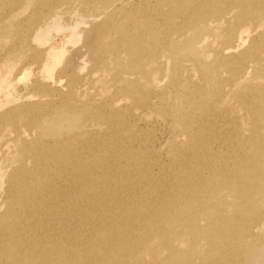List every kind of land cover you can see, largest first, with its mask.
<instances>
[{"label":"bare ground","instance_id":"6f19581e","mask_svg":"<svg viewBox=\"0 0 264 264\" xmlns=\"http://www.w3.org/2000/svg\"><path fill=\"white\" fill-rule=\"evenodd\" d=\"M0 43V148L13 142L19 155L0 169L5 203L15 205L0 213V264H256L264 245V0H0ZM178 44L197 52L165 84ZM145 86L156 91L150 98ZM128 91L147 111L128 105ZM156 107L157 118L182 129L188 152L173 153L169 176L129 155L130 180L110 162L90 175L89 186L106 182L120 200L138 196L91 220L95 228L110 219L101 245L86 230L57 234L36 211L25 213L27 198L43 192L40 170L62 169L64 155L72 160L82 148L113 145L125 155L130 117L148 120ZM78 120V131H63L64 121ZM134 210L142 212L128 216Z\"/></svg>","mask_w":264,"mask_h":264},{"label":"rangeland","instance_id":"374dc122","mask_svg":"<svg viewBox=\"0 0 264 264\" xmlns=\"http://www.w3.org/2000/svg\"><path fill=\"white\" fill-rule=\"evenodd\" d=\"M2 46L3 44L0 43V48ZM192 46V44L188 46H184L182 44L174 46L171 54H169L171 72L169 73V75L166 76L165 84H167V82L172 78L180 77L181 72L179 66H182L181 68H183L184 66L187 67L192 65L191 62L193 61L192 59H194L192 55L197 52V48ZM187 61L190 64H188ZM130 71L133 70L130 69ZM161 77L164 83L165 76L160 75L159 78ZM116 90L117 89L115 87H112L110 91L111 93L108 92V95L112 94L116 96ZM155 92L156 91H154L153 86H145L143 88L142 94H146L147 97L150 98L152 95L155 94ZM130 93L131 92L128 91L129 96ZM121 97L123 98L125 96ZM127 97H125V99L129 102L128 105H132L134 104V102H136L137 106L140 107L139 112H143L144 110L147 111L143 101H138V99H135L136 97H138V95L136 97ZM123 104L126 105L127 102L123 101ZM179 104V108L178 106L177 108H174L172 106L171 111L172 116L174 115L177 119H180L182 117L184 107L183 102H180ZM126 110L127 108H125V111ZM176 111H178V113ZM161 112L162 110L160 107H156L154 110H152L151 117L153 118V120L151 119V117H147L148 120H143V118L139 119L133 116L130 117L128 122L130 125V130L128 131L127 135L134 136V139L128 143V148H126L127 151L123 156L119 155L117 150L111 149L113 148V145L111 146V148H82L79 150V153L77 152V157L73 158L72 160L68 161V157L64 155L65 161L58 162L57 165V167H60L61 164L62 169L47 168L40 170V172H38V177H42L43 182L41 184V187L43 192L41 195L32 194L30 197L27 198V205L29 206V209H26L25 213L30 214L36 211V213L40 214V219L38 222H40L41 225H44L45 229L58 230L57 234H69L72 236H76L78 232H83L86 230L87 235L90 238L96 236V238L94 239L95 244L98 246L101 245L103 242L102 239L106 238L107 236V232H99V229H101L104 222L110 221V219L99 223L98 226L95 228H93V226L90 224L91 220L96 219L97 216H100L103 213L108 214V210L110 209L119 210L121 202H131L132 200L138 198V196L132 195V199L123 198L120 200V197L117 198L116 196L118 192L113 193L114 191H110L102 187L106 184V182H102V185L101 183L97 182L94 185L89 186L87 180L90 178V175L101 172V165L110 162L113 164L114 174L118 173V176H121L122 178L124 177V179L128 178L130 180L131 178L129 177L133 173L129 172L132 168L131 165H129L130 162L126 158L129 155L130 157L134 158V162H132V164L140 165L142 163H147L148 165H151L150 168L152 171H154V176H169L168 174L170 172H173L175 164H173V157L175 156L174 154L177 152L187 154L188 152L183 146L180 147L183 142V139L181 137L182 129L178 128V126L176 125L171 126L169 117L162 116L157 118V116H159L158 114H160ZM154 115H156V117ZM159 118H161V122H159ZM155 120L156 123H154ZM157 122L159 124H157ZM67 123L68 121H64L65 129H63V131H65L66 133H73L74 131L79 130L80 120H78L77 122H72L70 124ZM166 129H169L170 131ZM63 131L62 129H60V132L54 134L61 135V132ZM4 138L7 139L8 135L6 134ZM112 141H114V139L109 140L110 143ZM7 143L8 144H5V147H10V149L5 147L0 148V161L2 163V167H0V169L4 171H6L7 169L11 170L14 165L16 166L18 164L17 162H19V155L17 156L18 153L15 152L14 149H12L13 142ZM100 150L102 151L100 152ZM106 150H108L109 153H105ZM62 151L64 153L66 152V149L62 148ZM95 152L102 154L101 162L97 161L98 158L94 154ZM216 152L219 155L221 154V152ZM5 153H7V156L5 155ZM159 166H161L162 168ZM4 189L5 185H2V189L0 190V192L2 193V195L0 193V196H2V198L0 197V213H4L7 210H11V208L15 206L12 205L11 207H9L8 205H6V192ZM132 194L134 193L132 192ZM230 207L231 209L229 211H236V208L233 205H230ZM262 207L263 205H257L254 210H261ZM141 212L142 211L134 210L129 212L128 216L137 217ZM121 215L125 216L124 213H121ZM63 223L73 224L75 226V229H63L61 228L63 226ZM79 239L81 238H78L77 240ZM256 264H264V245L263 251L257 259Z\"/></svg>","mask_w":264,"mask_h":264}]
</instances>
